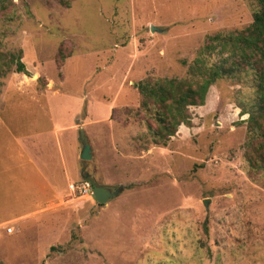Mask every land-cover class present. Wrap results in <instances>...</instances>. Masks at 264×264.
<instances>
[{
  "label": "rangeland",
  "instance_id": "rangeland-1",
  "mask_svg": "<svg viewBox=\"0 0 264 264\" xmlns=\"http://www.w3.org/2000/svg\"><path fill=\"white\" fill-rule=\"evenodd\" d=\"M257 9L254 0H0V108L43 92L38 103L75 125L70 184L114 193L99 205L67 189L48 212L0 229V264H264V170L249 163L243 113L255 82L235 71L243 61L224 41ZM195 59L232 73L155 145L137 85L181 79Z\"/></svg>",
  "mask_w": 264,
  "mask_h": 264
},
{
  "label": "crops",
  "instance_id": "crops-1",
  "mask_svg": "<svg viewBox=\"0 0 264 264\" xmlns=\"http://www.w3.org/2000/svg\"><path fill=\"white\" fill-rule=\"evenodd\" d=\"M31 83L21 85L29 89ZM4 94L5 89L0 106ZM42 94L25 90L29 106L0 108V229L6 233L58 205L71 181L66 162L74 164L69 152L76 147L75 125H60L51 109L38 103Z\"/></svg>",
  "mask_w": 264,
  "mask_h": 264
},
{
  "label": "trees",
  "instance_id": "trees-1",
  "mask_svg": "<svg viewBox=\"0 0 264 264\" xmlns=\"http://www.w3.org/2000/svg\"><path fill=\"white\" fill-rule=\"evenodd\" d=\"M254 1L258 9L253 14L251 24L227 36L224 41L231 46V53L237 55L240 62L243 61V67L235 64V71H241V67L244 73L254 77L255 95L250 103L251 110L243 113L248 114V132L251 137L249 163L251 168L264 170V0ZM232 69L195 59L186 76L181 79L140 82L137 85L140 94L137 114H141L142 119L146 118L152 143L166 146L179 126L189 124L188 108L204 105L208 89L230 75ZM15 71L25 74L20 59L16 62Z\"/></svg>",
  "mask_w": 264,
  "mask_h": 264
},
{
  "label": "water",
  "instance_id": "water-1",
  "mask_svg": "<svg viewBox=\"0 0 264 264\" xmlns=\"http://www.w3.org/2000/svg\"><path fill=\"white\" fill-rule=\"evenodd\" d=\"M79 158L83 161L90 160L91 155H90V147L88 144L83 145ZM91 191L95 201L99 205L106 204L114 196V193L110 189L100 186L92 185ZM204 205L206 206V202H204Z\"/></svg>",
  "mask_w": 264,
  "mask_h": 264
},
{
  "label": "built area",
  "instance_id": "built-area-1",
  "mask_svg": "<svg viewBox=\"0 0 264 264\" xmlns=\"http://www.w3.org/2000/svg\"><path fill=\"white\" fill-rule=\"evenodd\" d=\"M68 189L75 193L77 192L80 196L92 195L91 186L89 187L88 183H83L82 185L76 186L74 184H69ZM7 232H10L11 229H7Z\"/></svg>",
  "mask_w": 264,
  "mask_h": 264
}]
</instances>
